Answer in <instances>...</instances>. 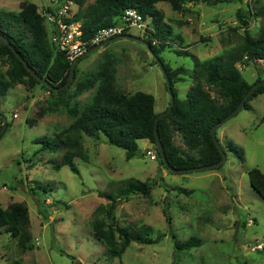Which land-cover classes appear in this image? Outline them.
I'll use <instances>...</instances> for the list:
<instances>
[{"label": "rangeland", "instance_id": "rangeland-1", "mask_svg": "<svg viewBox=\"0 0 264 264\" xmlns=\"http://www.w3.org/2000/svg\"><path fill=\"white\" fill-rule=\"evenodd\" d=\"M94 1L86 0L84 5ZM22 2L39 9L52 6V0H0V11L18 16ZM262 8L264 0L217 5L186 2L179 11L166 3L156 5L169 31L160 57L171 69L183 67L188 72L174 84L179 99H186L192 86L190 74L196 61L215 58L241 44L244 28L237 12L247 15L244 21L256 36L264 19L254 14ZM77 10V5L72 8ZM130 34L143 39L145 32L132 29ZM103 63L114 69L120 91L152 95L157 114L168 108L169 95L156 62L143 44L128 40L111 42L78 62L77 79L65 88L68 108L42 87L18 84L8 90L0 105V114L9 122L0 136V209L13 203L26 205L32 240L30 249L22 253L17 240L0 227V264H264V200L251 188L248 176L254 168L264 175V93L217 129L226 156L218 168L174 174L161 165L147 140L137 142L140 155L127 161L125 152L104 138L84 137L88 162L74 161L78 174L69 166L54 169L61 153H40L34 141L64 130L73 121L70 111L80 114L91 103L98 82L88 89L84 85L98 76ZM237 67L248 83H254L259 74L264 76V61ZM0 68L5 71L7 66L0 63ZM174 143L185 148L180 134ZM149 150L155 160L147 156ZM131 179L150 181L153 187L147 196L116 198V225L136 232L149 227L152 237L164 234L165 238L152 245L133 242L121 258H114L92 236L89 223L99 206L108 208L110 200L105 195L116 196ZM188 240L197 241L198 246L190 251L174 249V241Z\"/></svg>", "mask_w": 264, "mask_h": 264}, {"label": "trees", "instance_id": "trees-1", "mask_svg": "<svg viewBox=\"0 0 264 264\" xmlns=\"http://www.w3.org/2000/svg\"><path fill=\"white\" fill-rule=\"evenodd\" d=\"M70 1L78 7L73 20L81 23L84 39L92 37L103 27L121 24V18L126 9L134 8L141 14L148 25L143 40L163 63L174 95V104L170 113L158 121V134L169 165L181 170L219 162L221 153L216 148L210 131L240 104L254 84L264 81L263 74H259L254 83H248L237 67L239 63L255 65L264 61V24L258 34L253 36L248 23L244 21L247 15L237 12L240 26L244 28L241 44L215 58L204 62L196 61L190 74L192 86L187 92L186 99L182 100L177 97L174 84L178 81L179 75L185 76L188 72L183 67L171 69L160 57V53L168 45L169 31L156 5L166 3L172 10L179 11L186 2L201 1L208 5H217L239 3L242 0H95L87 6L84 5L86 0ZM0 12H2L0 35L6 38L14 49L12 51L6 45L0 46V63L7 66L5 71L0 68V105L1 99L8 90L20 84L26 85L28 89L42 87L52 96L62 99L64 107L68 108L64 99L66 89L60 92L47 89L31 76L23 64L25 62L39 77L55 88L64 86L70 75L72 64L68 62L64 54L57 52L51 45L42 11L33 3L22 2L18 16L13 12ZM254 16L264 19V9L262 8L260 14H254ZM4 26L6 29L3 31ZM229 29L236 31L235 28ZM91 47L93 46L88 49ZM176 54L187 55L185 51H176ZM74 76L71 85L77 79V66ZM96 82L98 86L91 103L83 108L80 114L70 111L73 121L67 128L53 136L43 135L34 141L40 146L38 149L40 153H61L59 163L50 162L51 165L54 164V169L69 166L73 173L78 174V170L73 165L74 161L79 159L88 162L83 143L84 137L97 140L104 138L108 145L123 150L127 161L140 155L138 141L147 140L155 148L153 129L158 114L154 111L153 96L142 92L127 95L120 91L115 83L114 69L105 63L100 65L98 76L86 82L84 88H91ZM210 91H213L215 95L212 96ZM263 93L264 86L259 87L247 99L244 108L249 109V102ZM263 121L264 116L261 119V122ZM1 126L0 120V129ZM8 126L7 120L6 128ZM176 134L181 135L184 149L174 143ZM155 150L157 152L156 148ZM157 155L161 165L164 166L158 152ZM248 176L251 188L264 200V175L259 169L254 168L248 171ZM152 187L153 184L150 181L128 180L118 190L116 196L105 195L110 200L107 209L101 205L95 211L96 217L89 223L91 233L104 246L110 257L121 258L133 242L140 245H152L165 238L164 234L152 237V229L149 227L136 232L116 225L113 212L116 198L128 200L133 195L147 196ZM42 190L44 193L47 192L46 188ZM184 193L190 192L184 191ZM164 213L167 216L165 210ZM102 214L105 218L97 217ZM167 220L170 224L168 216ZM0 227L6 228V231L17 240L20 252L25 253L30 249L32 239L26 205L13 203L5 209H0ZM173 245L176 251H190L198 246V242L195 240L174 241Z\"/></svg>", "mask_w": 264, "mask_h": 264}, {"label": "built area", "instance_id": "built-area-1", "mask_svg": "<svg viewBox=\"0 0 264 264\" xmlns=\"http://www.w3.org/2000/svg\"><path fill=\"white\" fill-rule=\"evenodd\" d=\"M76 6L70 0H52V6L40 9L44 15V24L48 31V39L57 52L64 54L70 64L79 59L90 46H95L111 38L130 34L132 29L146 32L147 22L134 8L123 12L122 23L116 26H108L99 29L92 37L83 38L81 23L73 20ZM150 159L155 160L156 155L152 151L147 152Z\"/></svg>", "mask_w": 264, "mask_h": 264}, {"label": "water", "instance_id": "water-1", "mask_svg": "<svg viewBox=\"0 0 264 264\" xmlns=\"http://www.w3.org/2000/svg\"><path fill=\"white\" fill-rule=\"evenodd\" d=\"M118 40H128V41H134V42H138L143 44L147 50L149 51V53L151 54L153 60L156 62V65L158 66L164 80H165V84H166V89L169 95V105L168 108L165 112L158 114L157 117L155 118L154 121V137H155V148L157 149V152L159 154V157L164 165V167L171 173L174 174H183V173H192V172H198V171H204V170H211V169H215L218 168L220 166L223 165V163L226 160V156L225 153L223 152L221 145L217 139L216 136V131L217 129L224 124L225 122H227L228 120H230L231 118L235 117L245 106V102L247 101V99L259 88L264 86V81L261 82H257L256 84H254L252 86V88L247 92V94L244 96V98L242 99V101L240 102V104L233 110L231 111L221 122L215 124L212 128H211V138L216 146V148L219 150V152L221 153V160L215 164L212 165H208V166H202V167H195V168H189V169H181V170H177L175 168H173L172 166L169 165L165 152H164V147L162 145V142L159 138V134H158V121L165 115L169 114L173 104H174V95L172 92V88H171V82L170 79L168 77L167 71L164 68L163 63L161 62V60L159 59V57H157L153 51H151L150 47L148 46V44L141 38H138L136 36H133L131 34H125V35H120L114 38H111L109 40H106L100 44H97L93 47H91L90 49H88L79 59L75 60L74 63L71 66V72L70 75L66 81V83L64 84V86L59 87V88H55L53 87L48 81L44 80L43 78L39 77L32 69H30L27 64L25 62H23L24 67L27 69V71L31 74V76L33 78H35L36 80H38L43 86H45L47 89L53 91V92H60L62 90H64L65 88H67L70 84V82L72 81V79L74 78V74H75V67L77 66L78 62L87 57L89 54L93 53L94 51L99 50L100 48H103L104 46L108 45L111 42L114 41H118ZM2 45H6L8 46L12 51H14L13 47L9 44V42L7 41L6 38H4L2 35H0V46ZM17 57H19V55L17 53H15ZM20 58V57H19ZM0 120L2 121V126L0 129V136L4 133L5 129H6V125H7V118L3 115L0 114ZM75 264H80L79 262H76Z\"/></svg>", "mask_w": 264, "mask_h": 264}]
</instances>
